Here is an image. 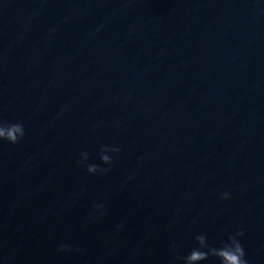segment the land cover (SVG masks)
Returning <instances> with one entry per match:
<instances>
[{"label": "water", "instance_id": "1", "mask_svg": "<svg viewBox=\"0 0 264 264\" xmlns=\"http://www.w3.org/2000/svg\"><path fill=\"white\" fill-rule=\"evenodd\" d=\"M0 120V264H264V0H0Z\"/></svg>", "mask_w": 264, "mask_h": 264}, {"label": "clouds", "instance_id": "2", "mask_svg": "<svg viewBox=\"0 0 264 264\" xmlns=\"http://www.w3.org/2000/svg\"><path fill=\"white\" fill-rule=\"evenodd\" d=\"M59 115H63L61 112ZM59 118V117H57ZM25 136L24 125L21 122H8L0 120V141H7L11 144L19 143ZM120 148L108 144H100L98 148V155L100 164L89 163L90 154L87 151H80L78 153L77 164L83 168L90 175H106L111 170V165L114 163L113 156L110 153H119ZM107 165L109 167H101ZM230 193L224 192L221 199H229ZM106 214V205L104 203H96L92 207L90 218L93 220L100 219ZM196 221H194L195 223ZM117 227H122L118 225ZM244 235L241 229L235 234L229 233L226 240H223L219 246H214L209 243L208 235L206 233H197L193 236L196 246L191 249L186 255H176L175 259L178 264H202V262L215 259L218 264H249L246 259V253L242 246L239 237ZM179 246L173 243L170 245V250L178 252ZM60 251H70L69 245L61 243L59 245Z\"/></svg>", "mask_w": 264, "mask_h": 264}]
</instances>
